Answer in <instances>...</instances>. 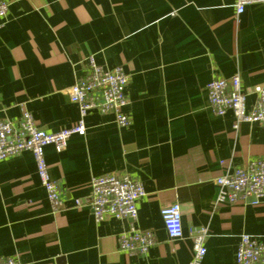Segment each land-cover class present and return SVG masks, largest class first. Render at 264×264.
Here are the masks:
<instances>
[{"label": "crops", "instance_id": "obj_1", "mask_svg": "<svg viewBox=\"0 0 264 264\" xmlns=\"http://www.w3.org/2000/svg\"><path fill=\"white\" fill-rule=\"evenodd\" d=\"M0 17V119L28 110L39 128L57 132L79 119L66 90L87 58L128 74L131 122L89 110L85 134L56 152L45 147L50 177L62 190L52 209L29 150L0 160V256L27 264H187L202 227L201 264H234L242 233L264 245V202L216 203L217 176L264 158V123L235 126L216 115L205 84L238 72L247 93L264 82V3L236 0H6ZM222 161V162H221ZM221 162V163H220ZM114 174L139 181L137 217L94 219L90 179ZM79 200L80 204H75ZM179 203L183 235L169 238L160 210ZM150 230L145 254L118 249L121 232Z\"/></svg>", "mask_w": 264, "mask_h": 264}, {"label": "built area", "instance_id": "obj_2", "mask_svg": "<svg viewBox=\"0 0 264 264\" xmlns=\"http://www.w3.org/2000/svg\"><path fill=\"white\" fill-rule=\"evenodd\" d=\"M252 3H264V0H236V13H242L245 6ZM7 9V1L0 0V17L6 15ZM128 79L122 67L105 69L94 61L93 56H89L84 75L66 90L68 99L79 109L80 117L76 124L57 132H47L37 126L28 110H23L16 120L0 119V160L29 150L52 209H59L62 206V190L49 175L45 147L52 145L56 152H61L72 134H85L84 116L91 109L112 113L119 126L129 125L131 119L124 111L129 103L126 92ZM205 91L212 112L223 115L231 111L235 116V126L242 121L264 123V82L253 86L255 99L250 106H247V93L241 86L238 72L229 78L212 77L205 84ZM215 183L218 186L216 203L241 201L258 205L264 202V158H253L242 166L228 167L217 176ZM89 184V204L95 220L100 221L107 216L132 220L137 217V200L145 195L139 181L128 176L105 174L91 177ZM75 204H80V201L76 200ZM160 215L167 236L172 239L182 237L179 203L163 207ZM206 233L205 227L197 230L193 238V252L187 264H201L206 254ZM153 243L150 230L136 227L121 232L118 237V249L127 254H145ZM0 264L27 263L14 256H0ZM234 264H264V245L251 234L242 233L235 251Z\"/></svg>", "mask_w": 264, "mask_h": 264}]
</instances>
